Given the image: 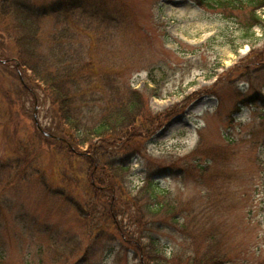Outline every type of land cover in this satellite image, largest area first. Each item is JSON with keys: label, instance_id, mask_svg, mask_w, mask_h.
<instances>
[{"label": "rangeland", "instance_id": "obj_1", "mask_svg": "<svg viewBox=\"0 0 264 264\" xmlns=\"http://www.w3.org/2000/svg\"><path fill=\"white\" fill-rule=\"evenodd\" d=\"M31 1L39 6L50 0ZM124 2L130 12L121 30L93 48L86 61L99 72L111 70L144 94L152 131L144 135L147 128L138 121L129 131L133 137L105 145L115 163L129 165L119 173L122 182L118 178L112 191L101 193L102 202L90 184L92 179L96 189L110 184L101 180L106 167L89 178L86 165L77 163L69 173L75 176L80 166L83 177L77 183L68 179L60 144L52 139L43 144L39 135L47 129L59 137L64 133L50 97L35 82L34 95L25 92L14 62L0 61V159L16 156L20 142L34 151L30 167L0 191V264H74L79 258L81 264H141L130 242L118 234L112 237L108 230L96 238L101 231H91L90 220L84 222L60 192H72L100 226L114 206L117 224L133 231L123 213L136 215L135 207L124 206V191L135 195L147 178L190 203L201 213L199 219L211 215L216 224L223 221L225 246L240 262L264 264V31L255 26V33L243 39L225 18L232 9L205 7L196 0ZM232 13L243 16L241 9ZM60 26L54 18H44L47 44ZM12 29L10 20L0 19V60L16 58ZM230 36H236L233 45ZM76 37L75 46L87 43L86 36ZM184 161L200 162L202 175L184 169ZM160 234L170 245L184 240ZM186 235V243L191 238L198 242L191 224ZM65 240L71 241V250L79 242L67 259L60 257Z\"/></svg>", "mask_w": 264, "mask_h": 264}, {"label": "trees", "instance_id": "obj_2", "mask_svg": "<svg viewBox=\"0 0 264 264\" xmlns=\"http://www.w3.org/2000/svg\"><path fill=\"white\" fill-rule=\"evenodd\" d=\"M196 2L205 7L232 9L225 18L235 23L243 39L255 33V26L264 31V0ZM236 9H241L243 16L233 14ZM129 12L124 0H50L39 6L31 0H0V19L10 20L13 24V43L17 50L14 64L22 87L25 92L34 95L31 84L35 82L39 85L54 104L59 124L61 121L65 125L61 127L64 133L60 137L47 132L48 129L46 132L42 130V135L39 134L43 137L41 141L44 140V144L52 139V143L60 144V151L65 154L64 160L68 165L64 173L68 179H75L76 183L84 172L79 166L75 176H71L69 169L74 170L77 163L86 165L89 178L98 175L97 171H101L98 167H106L101 180L110 184L97 189L98 184L93 179L90 184L96 200L100 201L105 197L101 193L112 191L113 183L117 184L118 178H122V182L123 176L119 173L125 172L129 165L126 161L115 163L110 157L111 150L105 145L120 143L126 136L133 137L132 133L135 132L129 131L135 128L138 121L140 126L147 128L144 135L152 131L147 121L151 114L144 94L126 86L111 70L99 72L91 61H86L87 54L93 48L103 44L106 39L114 38L126 22ZM47 17L62 24L49 44L42 34L43 20ZM76 35L81 40L86 36L87 43L75 46ZM235 40L236 36L229 37L231 44ZM154 115L157 116L156 113ZM261 118L264 120V114ZM85 145L87 149L82 150ZM16 153L12 159H0V191L10 186L32 163L34 151L28 145L18 143ZM184 166L190 172L199 175L203 173L204 166L200 162L188 164V161H184ZM96 167L93 174L91 171ZM71 193L65 190L60 192L66 202H72L84 222L90 220L88 228L91 231H101L96 238L108 230L112 237L118 234L124 242H130L141 264H249L246 260L240 262L235 254L228 251L223 221L216 224V217L211 215H202L199 219L201 213L196 214L190 203L186 204L171 196L167 188H162L151 178H147L133 196L124 191V206L135 207L136 215L123 213L130 224L135 226L133 231L117 224V214H114L112 205L109 213L103 215L102 226L92 222L94 217L85 212L86 207L73 198ZM141 198L143 204L139 205ZM190 224L197 230V243L192 238L189 243L185 242L190 237L186 235ZM111 227L117 233H113ZM162 232L184 240L180 244L170 245L163 239L164 236L160 234ZM53 241L54 245L59 246L60 239L55 238ZM68 242L71 241L65 240L60 244V257L65 256L66 259L68 255L76 253L79 246L77 240V245L71 250ZM74 264H81L80 258Z\"/></svg>", "mask_w": 264, "mask_h": 264}]
</instances>
